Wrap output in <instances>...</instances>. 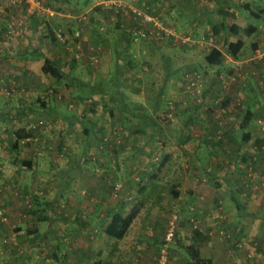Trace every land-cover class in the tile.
Segmentation results:
<instances>
[{
    "label": "crops",
    "instance_id": "0c3cea01",
    "mask_svg": "<svg viewBox=\"0 0 264 264\" xmlns=\"http://www.w3.org/2000/svg\"><path fill=\"white\" fill-rule=\"evenodd\" d=\"M49 1L51 0H41L40 3L38 0H0L2 171L5 165L15 170L17 162L24 166L21 159L14 161L16 151H19L20 157L23 154H33L29 157L31 161L29 160L27 168L34 170L37 168L35 160L44 161V151L52 146V135L55 133L53 119L62 120L59 123L63 126L62 132H66V124H81L80 127H75L79 128L78 133L81 134L80 145L86 143L89 152L94 147L92 153L97 154L98 151L95 145L98 133H109L108 123H103V128L95 115L88 117V123L84 124L83 112L73 118L51 107L50 88L59 83V80L42 72L40 66L44 57H47L67 74L70 64L67 62L68 65L62 68L60 62L64 61L66 54L57 41L60 37L54 38L52 32L53 25L62 27V23L67 22L63 17L64 6L55 7ZM170 8L172 22L178 29L175 36L183 35L179 40L188 42L186 45L181 48H162L165 51L155 52L160 58L153 59L150 48L144 47L135 52L132 42L123 50L117 49V44L112 43L107 47L106 53L101 51L106 64L99 67V76L94 77L96 70L92 72L91 85L111 83L114 89L125 91L124 95L129 97L125 100L157 101L167 95L170 96L169 99L180 101V109L173 117L176 127H159L153 121L149 122L148 115L145 117L148 123L144 127L141 124L134 126L132 119L143 118L141 107L133 109L126 103L125 108L121 107L115 91H110V88L106 90L105 93H111L108 96L111 108V112L107 114L110 115L107 117L108 121L113 117L120 119L119 121L130 120L132 124L127 129L128 133L124 136L123 147L119 152L103 154L101 157L97 155L96 158L92 156L97 163L94 167L97 173L86 178V181L92 182L91 190L85 193L86 196L77 197L78 207L76 214L72 216V221H76L73 243L78 248L75 253L81 255L76 260L80 259L78 264L93 263V258L84 257L82 248L87 249L90 245L97 247L93 231L99 229L113 212H126L130 207L126 206V200L136 198L140 210L148 209L147 213L151 216L157 215V211L148 206L157 208L160 205L158 201L175 199L182 207L195 202L194 209L207 218L213 213L210 209L212 196L220 192L226 201L231 202L230 213L235 222L229 226V231L239 237L240 251L234 252L235 255L232 256L229 254L232 251L229 245L224 247L228 251L225 254L219 243L214 247L207 243L203 248L197 244L200 255L210 258L212 264H264V0H173L164 7L167 13L162 11V15H168ZM36 12L44 15L45 21ZM244 23L253 26L250 33L246 34L243 29L236 32L229 30L230 25L243 26ZM18 24H21L19 28ZM197 24H202L204 28L208 25L207 38L210 40H205L204 45L199 47V65L194 59L195 47L198 46L196 38L205 31L196 30ZM237 38L242 41V45L235 55H231L227 44ZM212 46L220 51V59L218 63L207 64L203 54ZM131 56L139 57L137 65L127 59ZM151 88H154L152 97ZM194 89L200 90L202 96L195 98ZM105 95L103 93V99H107ZM194 99H222L221 115L199 113L200 119L204 121V127L201 128L193 126L194 120L198 119L195 113L189 115L192 119L181 120L183 112L192 108ZM212 109L216 110L214 107ZM107 135L111 137V132ZM27 139L30 141L22 142ZM5 143L8 144L6 149ZM25 144L30 147L25 148ZM35 145L39 146L41 157L34 155L37 152ZM154 158L157 160L154 161ZM64 166H68V163ZM101 166L105 167L103 172L97 169ZM86 167V163H83V171ZM2 171L0 183L2 189L7 191L0 193V201L11 222L18 224L15 216L19 214L18 200L21 195L18 191L21 188L14 186H24L26 181L17 175L4 176ZM110 173L114 180L111 184L107 183L109 189L112 184L117 183L116 189L120 190L114 201L111 200L105 183L106 180L109 181L105 176ZM141 175L142 178L139 179ZM10 187L14 189L13 193ZM59 193L61 197L69 198L67 193ZM145 199L148 200L147 206L142 202ZM191 206L188 205L187 208ZM207 209L211 211L210 214ZM58 211L63 210L48 213L41 221L43 225H39L34 232H29L36 234L34 237L38 239V243L39 240L48 242V238L49 242H53L51 238L55 236L54 241L58 239L63 242L66 238V235L63 236L66 226L58 219H61ZM145 215L137 211L123 235L127 236L126 233L131 226L134 228L135 222V241L130 245L133 248L138 246L137 240H141V232L148 224L149 219L142 218ZM159 222V219L155 220V225H160ZM42 230L45 234L40 233ZM10 235L12 234L6 235L7 238L3 240L0 232V249L5 251L3 256H8V252L14 249L13 245H17L13 235ZM65 242L68 240L65 239ZM67 244L63 245L65 250L71 248ZM35 245L34 242L29 247ZM68 253L70 252L67 255ZM33 261L36 262L35 259ZM13 263L14 259L9 257L0 260V264Z\"/></svg>",
    "mask_w": 264,
    "mask_h": 264
},
{
    "label": "rangeland",
    "instance_id": "374dc122",
    "mask_svg": "<svg viewBox=\"0 0 264 264\" xmlns=\"http://www.w3.org/2000/svg\"><path fill=\"white\" fill-rule=\"evenodd\" d=\"M40 1L41 0H38V3H40ZM172 1L173 0L49 1L53 3L52 5L55 7L56 5L57 7L64 6L63 12L65 14H63V17L67 22L64 21L65 23H62V27L60 25H55L54 27L53 25L52 32L54 38L58 39V37H60L57 41L61 43L66 54V57L63 58L64 61H59L62 68H65L68 63L70 64L68 76L59 79V83L57 82L50 88L51 107L73 118H77L75 115L83 112L82 121H84V124L88 123V117L95 115L103 128L108 123L111 137L107 135L109 133L103 134L99 132L95 144L98 151L97 154L92 153L94 147H91L92 150L90 149L91 152H89V147H86V143H83L84 146L80 145L81 134L78 133L79 128L75 127H80L81 124L78 126L74 123L73 125L66 124L65 126L64 123H62L66 131L62 132L63 128L61 127L63 126L59 124L62 120L53 119L52 127L55 129V133L52 135V146L44 151L45 154L43 155H45V159L43 162L40 159L39 161L35 160L37 168L33 170L32 168L24 167L21 162H17L15 163V170L13 167L8 168L7 165H5L3 171L0 169V171L4 173V176L17 175L21 177V180L24 179L26 181L24 186L20 184L14 186L15 188H21V191H18L21 195L18 200L19 214L15 216V219L19 222L18 224L13 220V222H11L4 210V205H2L0 201L1 216L3 217L0 216V232L3 235L2 239L5 240L7 238L6 235L12 234L13 240L17 243V245H13L14 251L11 250L10 253L8 252V256H3L5 251L0 249L1 261L9 257L14 259L13 264L16 262L17 264H78L80 262V259H76L81 255L75 253L78 247L73 243L74 234L76 233V221L75 219L72 221V216L76 214L75 210L78 207L76 206L77 197H79V195L86 196L87 194L85 193L91 190L90 187L92 186V182L86 181V178L88 176L91 178V175H96L97 173V170L94 169L97 163L93 161L92 156L96 158L97 155L101 157L103 154L111 155L114 151L119 152L123 147L122 141L124 140V136L128 133L127 129H129L132 124L130 120L122 119L119 121L120 119L113 118L112 115V118L108 121L107 117L110 115H107L108 113L103 109V106H101L104 98L103 94H101V89L102 91H106L109 88L111 89L110 91L114 90L115 95L119 98L117 99L118 101H116L120 102L119 105L121 107L125 108V103L128 104V107L133 109L141 107L142 112H144L143 118L137 120L132 119L134 126L141 124L144 127V124L148 123V119L145 118L148 115V117H151L149 121H153L154 124L159 125V127H176L173 117L179 112V100L169 99L170 96L167 95L164 96V99H158L157 101H155V99H144V101L143 99L125 100L126 97H128L124 95L126 94L125 91L123 89L119 90L118 88L114 89L111 83L106 82L105 84L101 82L100 86L90 84L93 77L92 72L96 70V75L94 77L99 76V67L106 64L105 59L101 55V51L106 53L107 47H110L112 43L117 44V49L121 48V50H123L127 49L130 42H132L134 43L132 47L135 52L144 47L150 48L153 53V59L160 58V56H156L155 52H161V50L165 51L162 48L172 46L181 48V46L188 43L179 40L183 38V35L179 34L180 37L175 36L178 29L174 26L175 23L172 22L170 14L171 8L168 15H162V11L167 13V10L164 11V7L170 5ZM33 5L35 6V4ZM162 5H164V7ZM143 13L152 15L156 23L152 20H144L142 17ZM36 14L37 16L41 15L40 12H36ZM40 19L45 21L44 15H41ZM20 25L21 24H18L17 27L19 28ZM45 25H47V23H45ZM196 30L205 31L202 36L200 35V37L196 38L198 46L195 47L196 55H194V59L199 65L201 55V49L199 47L204 45L205 40H210L207 38L209 35L208 25L204 28L202 24H197ZM54 31L58 34H55ZM140 32H143V35H141ZM181 50L185 51L184 48ZM127 59L135 65H137L136 63L139 61L138 56H131ZM76 77H78V80ZM195 89L193 90L195 98H198V95L201 97L202 92L198 89L196 91ZM150 90L152 91L150 95L152 97L154 88ZM209 105H212L216 110H213ZM222 106V99H215V101L214 99L210 101L209 99H194L192 101V108L186 109L183 112V118L181 120L184 121L185 118L192 119L189 115L195 113L198 119L194 120L193 126L195 128L204 127V121L200 119L199 113H214L215 116L221 115L220 107ZM153 108L155 110H153ZM103 123H105V125ZM24 141L30 140H23L22 142ZM7 145L8 144L5 143V149ZM29 147V145L25 144V148ZM38 147L35 145V151L37 152L34 155L41 157L42 152H40ZM31 155L33 154H23V156L20 157L19 151H16V154H14V161L16 162L20 159L29 161ZM156 160L157 158H154V161ZM88 161L89 163H87ZM67 163L68 166L65 167L64 165ZM83 163H86L87 166L84 171ZM97 169H101L103 172L105 167L101 166ZM115 175L117 174L115 173ZM105 177L109 180L105 181L107 191H109V195L111 194V200L114 201V199L118 198L120 190L116 189L115 184H112V188L109 189L107 183L111 184L114 180L111 173L109 175L106 174ZM132 178H134V176H132ZM140 178H142V175L139 176V179ZM117 181L120 180L118 179ZM214 181L217 182V179ZM217 186H219V184H217ZM2 188V184L0 183V193L2 191H7L5 188ZM118 188H120V186ZM10 189L11 193H13L14 189L11 187ZM59 192L63 194L67 193L69 198L65 199L61 197ZM113 193L116 195H113ZM212 197L210 209H212L213 213L212 216H208L207 218H204L199 210L197 211L194 209L196 206L194 204L195 202L188 203L187 206L192 205L193 207L187 208L185 204L182 207L179 201L175 199L158 201L160 205L157 208H154L153 205L148 206L149 208H153L155 212L157 211V215L153 214V216L147 213L148 209L140 210L139 208L138 212H140V214L144 213L145 215L147 213L145 216H142L143 220L144 217L149 219L147 226L144 227L141 232L142 238L140 239L142 243H140L141 240L136 239L138 246L135 248L130 246L131 243L135 241L134 229L136 223L134 222V228L131 226L128 233H126L127 236L125 235L121 239H114L110 236L102 237L100 231H93L96 237L95 239H97V242H95L97 247L90 245L87 249L82 248V253L85 258L94 259L100 257L105 264H153L157 249L162 241L166 219L172 211H175L178 216L177 228L174 232L172 241L167 244L169 252L167 264H183L187 256L185 247L188 244H194L196 246L200 244L203 248V245L207 243L211 247L219 243L223 246V253L225 252V254L228 253V251L224 249V247L229 245L231 247L230 250H232L229 254L234 256V252L240 251L241 246L239 237H237L234 232L229 231V226L235 222V219H233L230 213L232 209L231 202L226 201V199L221 196L220 192L214 194ZM137 201L136 198H132L130 201L126 200V206H131ZM142 202H145L147 206L148 200L145 199ZM57 209L63 210L58 211V214L61 215V219H58L61 220L62 223H65L66 229L64 230L65 234L63 236L66 235L65 239L68 240V242H65L64 238L63 242H60L58 239L54 241L53 239L56 238L55 236L51 238L53 242H49L50 238H48V242L39 240L40 243H38V239L34 237L36 234L26 232L25 229L33 227L37 229L39 225H43L41 221L44 220L46 217L45 215L53 213L52 211H56ZM122 209L125 210V208ZM208 210L209 209L206 211ZM64 212L67 215L65 217ZM208 212L210 214L211 211ZM139 218H141V216H139ZM157 219L160 220V225L158 226L155 225V220ZM17 225L19 227L21 226L23 230H16L15 227ZM195 231H197L199 235H197ZM40 233L45 234L43 230ZM100 236L102 238H100ZM150 238L153 239L151 240ZM34 242L36 243L35 247H29V245ZM66 243L71 247L68 250H65L63 246ZM143 244L144 248H142ZM67 252L70 253L67 255ZM33 259H35L36 262L33 261ZM66 260L68 262H65Z\"/></svg>",
    "mask_w": 264,
    "mask_h": 264
},
{
    "label": "trees",
    "instance_id": "16d2710c",
    "mask_svg": "<svg viewBox=\"0 0 264 264\" xmlns=\"http://www.w3.org/2000/svg\"><path fill=\"white\" fill-rule=\"evenodd\" d=\"M214 29V26L211 27ZM238 29H243V31L248 34L253 30V26L249 23H244L243 26H235V25H230L229 30L236 32ZM214 32V31H213ZM242 45V41L237 38L235 41H230L227 44V50L231 55H235V53L239 50V48ZM203 59L205 63L207 64H215L219 62L220 59V51L216 47H210V49L203 54ZM40 69L42 72H46L50 74L53 78L56 80L62 79L65 76H68L69 73L63 72L59 66L55 63H53L50 59L47 57H44V60L40 66ZM106 91H101V94H106L105 97L107 99H103L101 106H103V109H105L108 114L111 112V108L109 107V99L108 96L111 93H105ZM100 95V94H99ZM116 98H118L116 96ZM119 99V98H118ZM149 120H151V117H148ZM150 123L152 121H149ZM105 144V143H104ZM23 164L25 167L29 166V161L28 160H22ZM139 208V202H134L129 209L122 213L119 210L113 212L109 218L106 220V222L99 226L98 231H100V234H102V237L105 236H110L114 239H120L126 232L127 227L129 223L131 222L132 218L135 216L136 212L138 211ZM15 229H21V226L19 227L18 225L15 227ZM35 227L33 228H26V232H33ZM195 233H198L195 231ZM100 236V238H102ZM186 259L184 260L183 264H212V261L210 258L201 256L198 250V247L194 244H188L186 245ZM55 254V253H54ZM98 254V253H97ZM56 255V254H55ZM92 264H105L102 259L99 258H94Z\"/></svg>",
    "mask_w": 264,
    "mask_h": 264
},
{
    "label": "built area",
    "instance_id": "2783aa9c",
    "mask_svg": "<svg viewBox=\"0 0 264 264\" xmlns=\"http://www.w3.org/2000/svg\"><path fill=\"white\" fill-rule=\"evenodd\" d=\"M31 2L34 0H30ZM144 20H152L156 23V21L153 19L154 17L149 14L143 13L142 15ZM142 35L143 33L140 32ZM115 186L117 188L118 184L115 183ZM2 215V211L0 209V216ZM2 217V216H1ZM3 218V217H2ZM177 213L175 211H172L169 216L166 219L165 228L162 235V241L157 249L154 262L153 264H167L168 263V243L172 241L174 232L177 228Z\"/></svg>",
    "mask_w": 264,
    "mask_h": 264
}]
</instances>
